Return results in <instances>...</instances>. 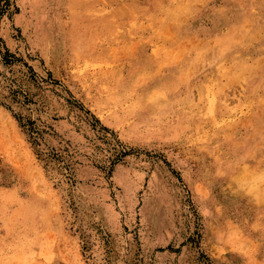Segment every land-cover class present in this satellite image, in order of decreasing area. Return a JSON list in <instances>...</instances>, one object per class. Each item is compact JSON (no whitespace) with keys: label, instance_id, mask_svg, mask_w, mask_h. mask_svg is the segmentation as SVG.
<instances>
[{"label":"rangeland","instance_id":"obj_1","mask_svg":"<svg viewBox=\"0 0 264 264\" xmlns=\"http://www.w3.org/2000/svg\"><path fill=\"white\" fill-rule=\"evenodd\" d=\"M0 264H264V0H0Z\"/></svg>","mask_w":264,"mask_h":264},{"label":"snow or ice","instance_id":"obj_2","mask_svg":"<svg viewBox=\"0 0 264 264\" xmlns=\"http://www.w3.org/2000/svg\"><path fill=\"white\" fill-rule=\"evenodd\" d=\"M109 175H111V173H109ZM149 175H156L155 172H149ZM113 179H116L115 177ZM123 183H121V181H117V183L120 184V186L125 189V194L128 196H131L133 193H135L139 188L142 187L140 181L143 179V176L140 174H136V175H128L126 177H123ZM145 183L147 184L148 182L145 181Z\"/></svg>","mask_w":264,"mask_h":264},{"label":"bare ground","instance_id":"obj_3","mask_svg":"<svg viewBox=\"0 0 264 264\" xmlns=\"http://www.w3.org/2000/svg\"><path fill=\"white\" fill-rule=\"evenodd\" d=\"M243 10V9H242ZM218 33V32H217ZM253 47V46H252ZM229 60H230V58H229ZM246 82V81H245ZM148 109V108H147ZM245 134V133H244ZM263 134V133H262ZM233 148V147H232ZM232 162V161H231ZM263 164V163H262ZM253 165V164H252ZM254 172H256V171H254ZM258 174V173H257ZM259 176V175H258ZM244 177V176H243ZM242 177V178H243ZM251 188H253V187H251ZM247 190V189H246ZM256 190V189H255ZM251 191V190H250ZM253 192V191H252Z\"/></svg>","mask_w":264,"mask_h":264}]
</instances>
